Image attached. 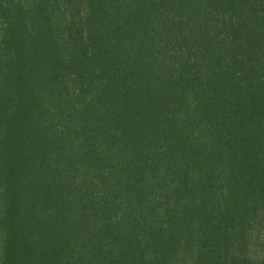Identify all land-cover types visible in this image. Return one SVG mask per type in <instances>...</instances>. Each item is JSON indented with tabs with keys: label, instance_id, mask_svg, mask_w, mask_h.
I'll list each match as a JSON object with an SVG mask.
<instances>
[{
	"label": "trees",
	"instance_id": "trees-1",
	"mask_svg": "<svg viewBox=\"0 0 264 264\" xmlns=\"http://www.w3.org/2000/svg\"><path fill=\"white\" fill-rule=\"evenodd\" d=\"M0 264H264V0H0Z\"/></svg>",
	"mask_w": 264,
	"mask_h": 264
},
{
	"label": "rangeland",
	"instance_id": "rangeland-1",
	"mask_svg": "<svg viewBox=\"0 0 264 264\" xmlns=\"http://www.w3.org/2000/svg\"><path fill=\"white\" fill-rule=\"evenodd\" d=\"M178 13V12H177ZM179 14H182V13H179ZM156 24H154V29H155V32L156 33H162V29H163V25H162V21L160 22V21H156L155 22ZM58 121V120H57ZM253 242H257V240H256V235L254 236V238H253ZM261 250V252H262V250H263V247H257L256 249H255V251H257V252H259ZM183 257H185L184 255L183 256H181L180 258H181V260L183 261V263H185V260H184V258Z\"/></svg>",
	"mask_w": 264,
	"mask_h": 264
}]
</instances>
